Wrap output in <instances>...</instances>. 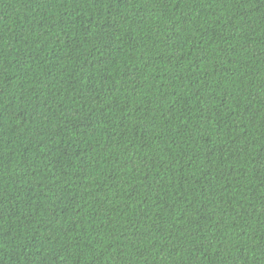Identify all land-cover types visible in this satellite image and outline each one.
Here are the masks:
<instances>
[{"label":"trees","instance_id":"obj_1","mask_svg":"<svg viewBox=\"0 0 264 264\" xmlns=\"http://www.w3.org/2000/svg\"><path fill=\"white\" fill-rule=\"evenodd\" d=\"M0 264H264V0H0Z\"/></svg>","mask_w":264,"mask_h":264}]
</instances>
